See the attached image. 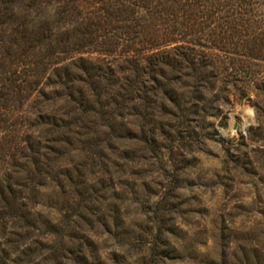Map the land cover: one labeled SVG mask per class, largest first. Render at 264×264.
<instances>
[{
	"label": "rangeland",
	"instance_id": "rangeland-1",
	"mask_svg": "<svg viewBox=\"0 0 264 264\" xmlns=\"http://www.w3.org/2000/svg\"><path fill=\"white\" fill-rule=\"evenodd\" d=\"M0 264H264V0H0Z\"/></svg>",
	"mask_w": 264,
	"mask_h": 264
},
{
	"label": "trees",
	"instance_id": "trees-1",
	"mask_svg": "<svg viewBox=\"0 0 264 264\" xmlns=\"http://www.w3.org/2000/svg\"><path fill=\"white\" fill-rule=\"evenodd\" d=\"M135 65H136V69H137V70L142 69V65H141V63H140V59L135 61ZM56 126H58V125H56ZM36 149H37V148H35V150H36ZM45 149L49 150L52 154H53V153H56V150L53 149L52 147H45ZM35 153L37 154L38 151H36Z\"/></svg>",
	"mask_w": 264,
	"mask_h": 264
}]
</instances>
